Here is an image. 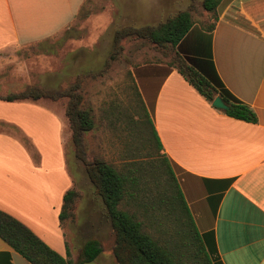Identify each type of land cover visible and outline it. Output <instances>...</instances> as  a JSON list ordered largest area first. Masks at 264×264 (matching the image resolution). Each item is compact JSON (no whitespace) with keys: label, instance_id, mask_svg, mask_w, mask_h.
<instances>
[{"label":"crops","instance_id":"0c3cea01","mask_svg":"<svg viewBox=\"0 0 264 264\" xmlns=\"http://www.w3.org/2000/svg\"><path fill=\"white\" fill-rule=\"evenodd\" d=\"M163 1L130 14L144 20L179 0ZM86 3L0 0V50L62 41ZM216 13L212 30L193 22L175 50L202 73L213 67L256 122L213 107L165 60H146L132 76L208 253L220 264H264V0H221ZM55 101L0 98V210L67 257L59 214L73 188L62 156L70 128ZM0 264L32 263L0 238Z\"/></svg>","mask_w":264,"mask_h":264},{"label":"trees","instance_id":"16d2710c","mask_svg":"<svg viewBox=\"0 0 264 264\" xmlns=\"http://www.w3.org/2000/svg\"><path fill=\"white\" fill-rule=\"evenodd\" d=\"M195 1L190 0L185 9L178 10L155 25L126 26L117 29L113 48L104 67L105 73L123 50L121 41L134 37L145 41L168 57L166 63L179 74L211 105L220 96L227 109L221 110L229 117L256 122L253 109L234 96L223 84L215 69L202 73L188 64L175 47L193 24L192 11ZM221 0H201L203 9L213 15L205 24L214 28L217 7ZM92 74L91 76H95ZM85 76H77L67 88L58 92L27 88L21 93L0 97L6 101L49 98L67 99V118L75 156L84 163L86 174L100 196L105 215L114 235L113 254L117 264H220L206 249L203 236L197 230L179 183L166 156L161 153L160 141L149 118L134 78L131 76L126 113L135 118L136 127L146 134L151 156L148 161L129 159L117 166L101 156L88 160L84 151V135L95 128L90 108L84 105ZM217 109V108H216ZM76 196L74 189L63 195L59 218L62 221ZM0 238L32 264H88L101 253L97 238L87 239L80 247L75 260L62 256L21 221L0 210Z\"/></svg>","mask_w":264,"mask_h":264},{"label":"rangeland","instance_id":"374dc122","mask_svg":"<svg viewBox=\"0 0 264 264\" xmlns=\"http://www.w3.org/2000/svg\"><path fill=\"white\" fill-rule=\"evenodd\" d=\"M170 2L163 1L164 4ZM147 3L148 0H87L79 15L68 26L69 32L62 41L60 35H55L44 49L26 45L0 50V97L21 93L30 87L58 92L71 85L77 76H85L84 105L91 109L95 120V128L84 135L86 159L101 156L117 166L129 159L148 161L151 156L148 154L146 134L136 127L135 118L131 120L126 114L127 108H130V78L134 66L146 60L167 61L169 56H162L141 39L128 37L121 41L123 50L118 59L111 63L105 73L97 74L112 51L117 29L155 25L173 15L174 10L189 5L190 0H179L164 12L156 10V14L144 20H140L143 19L141 16L132 15H139L138 12ZM194 4L192 20L204 27L213 15L203 9L201 0H196ZM66 102L64 97L55 101L59 112H65ZM4 129L20 139L23 136L13 126L5 125ZM63 135L67 140L63 161L73 179L72 189L76 191L61 221L72 256L70 259H76L87 239L97 238L102 251L88 264H117L110 221L105 215L100 196L94 192L84 163L75 156L67 124L64 125Z\"/></svg>","mask_w":264,"mask_h":264},{"label":"water","instance_id":"95a60500","mask_svg":"<svg viewBox=\"0 0 264 264\" xmlns=\"http://www.w3.org/2000/svg\"><path fill=\"white\" fill-rule=\"evenodd\" d=\"M212 106L217 108V109H221V110L227 109V105L224 103V101L221 99L220 96H216L213 99Z\"/></svg>","mask_w":264,"mask_h":264}]
</instances>
